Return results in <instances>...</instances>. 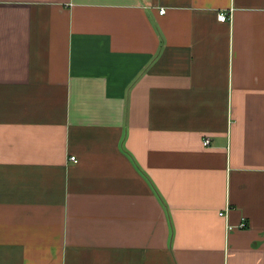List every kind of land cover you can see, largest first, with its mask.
I'll return each mask as SVG.
<instances>
[{
  "label": "crops",
  "instance_id": "obj_1",
  "mask_svg": "<svg viewBox=\"0 0 264 264\" xmlns=\"http://www.w3.org/2000/svg\"><path fill=\"white\" fill-rule=\"evenodd\" d=\"M0 264H264V0H0Z\"/></svg>",
  "mask_w": 264,
  "mask_h": 264
},
{
  "label": "built area",
  "instance_id": "obj_2",
  "mask_svg": "<svg viewBox=\"0 0 264 264\" xmlns=\"http://www.w3.org/2000/svg\"><path fill=\"white\" fill-rule=\"evenodd\" d=\"M166 11V9H164V8H162L161 9V12H165ZM219 19L221 20V21H223V22H226V21H228L229 19H230V15L228 14V13H221L220 15H219ZM204 144L205 145H209L210 144V139L208 138V139H205V141H204ZM70 159L72 160V161H74V162H78V159H77V157L76 156H71L70 157ZM227 211H228V209H227ZM221 215H223V216H227V212H225V211H223V212H221L220 213ZM246 224L245 223H242V224H240L239 226L240 227H244ZM234 226H230L229 228H233Z\"/></svg>",
  "mask_w": 264,
  "mask_h": 264
}]
</instances>
